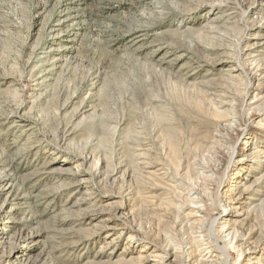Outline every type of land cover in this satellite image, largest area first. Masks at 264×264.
Wrapping results in <instances>:
<instances>
[{
	"label": "rangeland",
	"instance_id": "1",
	"mask_svg": "<svg viewBox=\"0 0 264 264\" xmlns=\"http://www.w3.org/2000/svg\"><path fill=\"white\" fill-rule=\"evenodd\" d=\"M0 264H264V0H0Z\"/></svg>",
	"mask_w": 264,
	"mask_h": 264
},
{
	"label": "bare ground",
	"instance_id": "2",
	"mask_svg": "<svg viewBox=\"0 0 264 264\" xmlns=\"http://www.w3.org/2000/svg\"><path fill=\"white\" fill-rule=\"evenodd\" d=\"M212 253V252H211ZM210 256V254L207 256V257H209Z\"/></svg>",
	"mask_w": 264,
	"mask_h": 264
}]
</instances>
